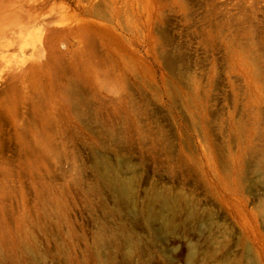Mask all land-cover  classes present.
<instances>
[{
    "label": "rangeland",
    "instance_id": "374dc122",
    "mask_svg": "<svg viewBox=\"0 0 264 264\" xmlns=\"http://www.w3.org/2000/svg\"><path fill=\"white\" fill-rule=\"evenodd\" d=\"M108 4L0 67V264H264V0Z\"/></svg>",
    "mask_w": 264,
    "mask_h": 264
},
{
    "label": "bare ground",
    "instance_id": "6f19581e",
    "mask_svg": "<svg viewBox=\"0 0 264 264\" xmlns=\"http://www.w3.org/2000/svg\"><path fill=\"white\" fill-rule=\"evenodd\" d=\"M47 2L48 0H0V67L4 69L3 70L4 77L6 78L10 76L12 77V73H11L12 58L10 55L11 54L10 51L13 50L17 45H19V48L23 54V61L21 62V66H22V63L25 64V62L27 61L24 56L25 55L24 53H25L26 47L29 46L28 45L29 44L28 35L30 34V29L32 26L44 25L43 26L44 28L42 29H44L48 35V34L53 33L55 31L54 30L55 28H63L65 26H68L67 21H70V23L73 22L74 20H76L75 18L78 15L100 17L101 14L103 15L104 11L109 8L108 5L110 6V4L108 3H111L112 0L111 2L109 0H96V1L90 0L88 5H83V6L80 5L79 3L80 1L78 0L77 7L79 8H78L77 13L75 12L70 13L69 8L67 7L68 5L65 6L63 3L61 4L60 2L58 5H62L59 7V8L62 7L61 16L59 18V22L56 25H54L55 26L54 29L47 28L46 27L47 25L43 23L44 19L45 20L52 19L53 17V13H52L53 9H50L48 10L47 13H45V6ZM108 10L105 12H108ZM44 14H47L46 17H44L45 16ZM104 14H107V13H104ZM16 17H19L20 20H16L17 19ZM78 21L76 22L79 24L80 21L79 22ZM90 24H92V22H90ZM83 25L86 26L85 22L83 23ZM87 27H84L83 30H86L85 28ZM110 30L108 31L107 29L105 31L110 32ZM113 32L114 31H112V35H114ZM46 33H44V35ZM97 34L99 33L97 32ZM106 34L104 35V37H106ZM34 37L35 35L33 36V38ZM38 37L39 36H37V38ZM109 37H108V40H110ZM102 40L106 41L105 39H102ZM37 41L41 43L42 40H39L38 38ZM104 41L102 43H104ZM157 220H160V218L153 214L148 215V225H150L151 223ZM169 224L170 223H168V221L167 222L161 221V225L164 229L169 227Z\"/></svg>",
    "mask_w": 264,
    "mask_h": 264
}]
</instances>
